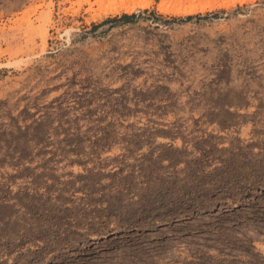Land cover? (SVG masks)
I'll return each instance as SVG.
<instances>
[{"label":"rangeland","instance_id":"obj_1","mask_svg":"<svg viewBox=\"0 0 264 264\" xmlns=\"http://www.w3.org/2000/svg\"><path fill=\"white\" fill-rule=\"evenodd\" d=\"M95 1L0 0V264H264V0Z\"/></svg>","mask_w":264,"mask_h":264},{"label":"bare ground","instance_id":"obj_2","mask_svg":"<svg viewBox=\"0 0 264 264\" xmlns=\"http://www.w3.org/2000/svg\"><path fill=\"white\" fill-rule=\"evenodd\" d=\"M84 1V0H82ZM88 1V0H85ZM213 1V0H212ZM211 0H207L204 3H189L188 5H180V4H174L172 6L173 11H179L181 13H192L195 12L196 10H203L205 9L207 6H211L212 2ZM243 2V1H247V0H232V3L234 2ZM225 2V1H224ZM221 4L223 5H227L228 1H226V3ZM151 3V0H96L94 3H90L92 5H97L99 8L101 9H111V10H116L117 8H121L124 9L126 12H130L132 11L135 7H140V8H144L149 6V4ZM166 3L161 2L160 4H158L159 8L165 9L166 8ZM93 7V6H92ZM166 10V9H165Z\"/></svg>","mask_w":264,"mask_h":264},{"label":"trees","instance_id":"obj_3","mask_svg":"<svg viewBox=\"0 0 264 264\" xmlns=\"http://www.w3.org/2000/svg\"><path fill=\"white\" fill-rule=\"evenodd\" d=\"M123 17L127 18V17H129V15H126V14H125Z\"/></svg>","mask_w":264,"mask_h":264}]
</instances>
